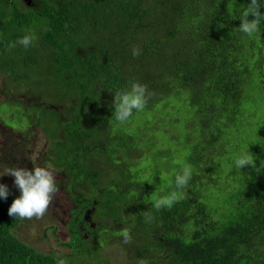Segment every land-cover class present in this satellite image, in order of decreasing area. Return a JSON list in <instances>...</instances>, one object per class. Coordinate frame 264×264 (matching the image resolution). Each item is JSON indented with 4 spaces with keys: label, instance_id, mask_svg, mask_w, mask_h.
<instances>
[{
    "label": "trees",
    "instance_id": "16d2710c",
    "mask_svg": "<svg viewBox=\"0 0 264 264\" xmlns=\"http://www.w3.org/2000/svg\"><path fill=\"white\" fill-rule=\"evenodd\" d=\"M249 3L72 0L74 39L65 43L67 49L42 41L50 38L52 29L53 17L48 11L41 17L27 12L24 15L18 7L0 0V75L22 83L34 94L70 103L68 113L73 125L61 129L64 138H59L58 145L50 150L51 158H56L54 167L65 172L68 196L74 203L70 213L74 219L68 224L72 240L65 243L71 252L59 259L66 264H104L100 233L106 229L118 233L116 237L105 233L107 244L108 240L123 239L121 231L127 228L133 245L126 244L125 249L134 246L136 262L143 258L147 264H264V163L250 165L253 180L245 185L234 184L232 189L237 192L223 224L209 221L205 198L214 182L207 180L201 186L198 176L199 170H206L217 158H225L227 132L244 115L242 95L249 75L245 64L248 50L239 27ZM260 4L264 12V0ZM84 14L104 21V39H98L92 19L88 22ZM115 14L118 25H114ZM30 30L38 37L32 47L9 48ZM259 31L264 36V20ZM133 47L142 50L137 58L132 55ZM128 49L131 56H127ZM129 58H133L131 62ZM260 74L262 78L264 63ZM132 81L146 85L153 93L145 106L148 109L157 92L184 95L189 111L200 124L198 131L189 134L190 146L185 153V165L192 166V179L183 198L170 209L155 210L148 183H125L133 175H119L128 167L106 161L107 154L116 156L121 151L127 157L133 151L134 156L130 141L136 136L127 140L116 136L118 141L109 143L111 124L117 122L104 104L107 98L114 99L115 92L128 89ZM98 99L102 108H96ZM92 103L94 108L85 112ZM47 111L53 117L59 115L54 109ZM202 177L206 178L204 174ZM112 179L113 189L107 186ZM174 189L175 184L166 194ZM8 191L6 200L0 197V264H57L55 253L38 252L17 237L15 230L22 219L9 216V208L17 198ZM93 201L98 205L95 216L103 213L96 236L85 240L79 225L86 220L84 208H96ZM148 211L154 217L150 222L144 216ZM124 214L126 223L120 219Z\"/></svg>",
    "mask_w": 264,
    "mask_h": 264
},
{
    "label": "rangeland",
    "instance_id": "374dc122",
    "mask_svg": "<svg viewBox=\"0 0 264 264\" xmlns=\"http://www.w3.org/2000/svg\"><path fill=\"white\" fill-rule=\"evenodd\" d=\"M245 38L248 50L245 64L249 75L247 84L243 87L244 115L227 132L224 139L228 147L225 158H217L206 170H199L198 173L201 186L207 180H212L215 184L206 192L208 198L205 199L209 205V221L216 224H223L231 210L235 197L233 194L237 192L232 189L234 184L238 182L245 185L254 179V171L250 165L242 169L236 168L235 160L240 153L248 151L255 164L264 163V76L260 78V66L264 63V36L259 31L252 37L245 35ZM166 84L168 85V81ZM113 100L107 98L104 103L107 110L110 109L111 117L114 112ZM150 103L151 109L135 111L126 123L111 124L110 144L118 141L116 136L124 137L125 140L129 136L137 137L130 141L135 150L134 156L133 151L130 157L121 151L116 156L107 154L106 161L123 163L128 167L127 171H121L119 175L120 178L126 177L128 172L133 175V179L124 181L125 183L140 184L145 181L152 189V196L162 197L168 195L166 191L174 186L176 175L181 173L186 164L189 134L198 131L200 124L189 111L184 95L169 96L167 93L157 92ZM69 108V102L60 98L49 99L36 92L34 94L22 87V83L8 81L0 75V174L8 167L34 171L35 166L50 165L60 189L43 218L22 219L15 233L22 242L38 252L55 253L57 259L66 257L71 252L65 243L72 240L68 214L73 210V204L68 196L65 172L54 167L56 158H51L50 150L58 145L59 138H64L61 129L73 125ZM47 109H54L59 115L53 117ZM89 110L91 107L86 108V111ZM14 181L12 176H0V184L6 185L19 198L21 193ZM107 186L113 189V179ZM102 213L103 211L95 216L96 223ZM120 219L123 220L121 222L128 221L125 220V214ZM105 233L111 237L118 234L106 229L99 235L102 236L98 239L103 247L104 264H137L134 246L133 249H125L126 244L121 237L108 240L105 244ZM131 244L133 245V241Z\"/></svg>",
    "mask_w": 264,
    "mask_h": 264
},
{
    "label": "clouds",
    "instance_id": "9594fccd",
    "mask_svg": "<svg viewBox=\"0 0 264 264\" xmlns=\"http://www.w3.org/2000/svg\"><path fill=\"white\" fill-rule=\"evenodd\" d=\"M252 17V19H249ZM241 25L239 31L248 37H252L259 32L260 23L264 20V12L261 11L260 0H250L246 10L242 13ZM38 37L31 30L25 35L18 38L9 48L22 46L25 49L30 48L37 41ZM142 50L139 47L132 48V55L137 58L141 55ZM153 95L146 85L137 81L130 82L128 89L115 92L112 107L114 108L113 118L118 124L126 123L134 111H143L149 99ZM247 165L254 166L253 156L248 151L240 153L235 160V166L242 169ZM264 167V165H262ZM192 166L185 165L181 173L175 177V189L168 195L162 197L152 196L153 208L157 211L163 208H171L183 198L184 189L189 185L192 179ZM9 175L15 178V186L20 190L21 195L15 199L9 208L10 217L19 219L33 218L41 219L46 214L49 206L60 192L57 187L56 177L51 166H35L34 171H29L19 167H8L0 176ZM9 191L6 185L0 184V197L7 199ZM146 222L154 219L150 211L144 213ZM124 244H130L132 237L127 228L121 231ZM57 264H66V261L59 259ZM137 264H147L143 258L137 260Z\"/></svg>",
    "mask_w": 264,
    "mask_h": 264
},
{
    "label": "flooded vegetation",
    "instance_id": "af4514ba",
    "mask_svg": "<svg viewBox=\"0 0 264 264\" xmlns=\"http://www.w3.org/2000/svg\"><path fill=\"white\" fill-rule=\"evenodd\" d=\"M5 1L8 2L11 7H18L19 9H21L24 15L27 12L34 16L41 17L45 11H48L49 14L53 17L52 18V29L49 32L50 36H48L50 38L42 40V41L58 43V46L65 45V47L69 49L65 43L73 42V39H74L73 31H71V28L73 27L72 0H5ZM56 18L59 19L58 23H56L55 21ZM84 18L88 22L90 19H92L93 27L96 28L95 30L96 36L98 37L100 41L104 39L106 36V27H105L104 21L97 16L89 15V14H84ZM118 21H119L118 14H115L114 15V25H118ZM41 31H43V28H41ZM128 50L130 51V53L127 56H131V50L130 49ZM33 54H35L34 51H33ZM121 59H122V52H121ZM132 59L133 58H129L128 61L131 62ZM42 79L43 78H41L40 80L42 81ZM99 87L100 86L97 85L98 89ZM98 101L99 99L96 102V108H100L101 106ZM90 107L91 109L94 108V106L92 105ZM93 203L95 204L96 208H88V207L84 208L83 214L86 216V220H85V223H83L84 225L82 224L79 225V229L84 235L85 240H88L92 235L96 236L95 233L98 228V223L94 221L98 205L95 201H93ZM72 204H73V209H74V203L72 202ZM70 213L71 212H69L68 214V224H70V222L74 219V216H71ZM85 224H87V227H85Z\"/></svg>",
    "mask_w": 264,
    "mask_h": 264
}]
</instances>
